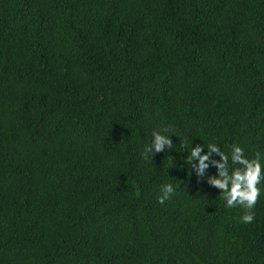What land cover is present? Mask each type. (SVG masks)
Segmentation results:
<instances>
[{
  "label": "trees",
  "instance_id": "trees-1",
  "mask_svg": "<svg viewBox=\"0 0 264 264\" xmlns=\"http://www.w3.org/2000/svg\"><path fill=\"white\" fill-rule=\"evenodd\" d=\"M209 145L264 172V0H0V264H264Z\"/></svg>",
  "mask_w": 264,
  "mask_h": 264
},
{
  "label": "clouds",
  "instance_id": "clouds-1",
  "mask_svg": "<svg viewBox=\"0 0 264 264\" xmlns=\"http://www.w3.org/2000/svg\"><path fill=\"white\" fill-rule=\"evenodd\" d=\"M154 144L151 148L145 147V155L160 152L167 145L171 147V141L164 135L153 133ZM209 154L216 153L221 156L223 163L217 164L219 170V178L209 180V183L220 190L226 207L233 208L240 206L246 210L241 216V221L245 224L252 223L254 213L251 211L258 201L260 196V188L258 185L264 180V172H262L259 159H247L244 157L243 150L233 146L231 152V162L238 167L229 171V157L224 155L215 145L208 146ZM201 147H196L191 150L189 159H197L199 162L198 175L203 174V170L207 167L205 161L208 156L200 155ZM173 193L171 185H164L161 190V195L158 197V202L163 204L170 198Z\"/></svg>",
  "mask_w": 264,
  "mask_h": 264
}]
</instances>
